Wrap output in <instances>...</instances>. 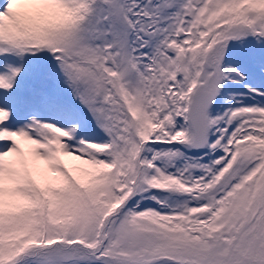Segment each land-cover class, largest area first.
Instances as JSON below:
<instances>
[{"label":"snow or ice","instance_id":"obj_1","mask_svg":"<svg viewBox=\"0 0 264 264\" xmlns=\"http://www.w3.org/2000/svg\"><path fill=\"white\" fill-rule=\"evenodd\" d=\"M0 264H264V0H0Z\"/></svg>","mask_w":264,"mask_h":264}]
</instances>
